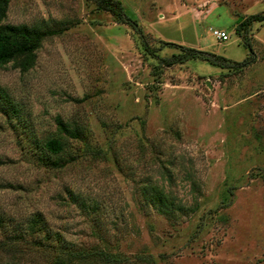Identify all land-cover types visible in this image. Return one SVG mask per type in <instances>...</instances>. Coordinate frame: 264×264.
Masks as SVG:
<instances>
[{
    "label": "rangeland",
    "instance_id": "obj_1",
    "mask_svg": "<svg viewBox=\"0 0 264 264\" xmlns=\"http://www.w3.org/2000/svg\"><path fill=\"white\" fill-rule=\"evenodd\" d=\"M119 1L153 54L91 0H7L5 22L50 32L27 68L0 64V94L17 109L0 110V261L55 258L9 238L38 211L75 247L118 257L70 264H264V22L244 31L248 45L234 30L264 0ZM176 44L247 61L161 64ZM56 116L80 137L59 132ZM52 136L64 142L61 166L37 158ZM146 180L194 209L158 213L139 193ZM67 189L98 209H81Z\"/></svg>",
    "mask_w": 264,
    "mask_h": 264
},
{
    "label": "trees",
    "instance_id": "obj_2",
    "mask_svg": "<svg viewBox=\"0 0 264 264\" xmlns=\"http://www.w3.org/2000/svg\"><path fill=\"white\" fill-rule=\"evenodd\" d=\"M91 1L94 2L97 8L108 11L116 20L129 24L138 37L139 42L143 45V48L153 54L135 19L124 11L119 0ZM6 7L7 0H0V64L15 60L22 69H25L32 64L34 50L39 45L41 37L45 33L50 32V29L45 28V24L42 23L5 22ZM252 22H264V11L249 13L245 16H237L234 25L235 32L242 36L243 41L247 45V40L243 35L244 31L247 30ZM176 46L177 51L170 53L168 56L158 57L161 64L172 65L174 63L184 62L189 58H201L221 67H229L242 66L247 61L246 57L241 61H230L222 55L201 48L181 44H176ZM5 96V94H0L3 100L7 98ZM0 110L2 112H17L15 105L7 99L4 104H0ZM54 121L59 132L69 137H80L81 129L79 127L71 126L58 116L54 118ZM63 145L64 142L59 136L44 138L41 143L42 151L39 152L37 158L43 160L45 164L61 166L62 161H58V155L63 151ZM162 174L167 179L170 177V172L167 168H164ZM138 189L144 203L167 218H175L179 214L194 209L193 206L189 207L182 202L175 201L164 190L163 186L156 181L146 180L138 186ZM66 194L70 201L74 202L83 210H97L99 207L95 201H86L80 193L72 189H67ZM9 238L10 240L26 238L30 244L54 251L56 254L55 258L49 264H70L84 261L88 258H96L108 262L118 261V257L101 249L87 250L83 247H75V243L65 238L59 230L51 229L43 215L38 211L27 216L24 221L14 223L10 229ZM141 257L144 258L145 256ZM0 264L18 263L15 261L9 263L0 261Z\"/></svg>",
    "mask_w": 264,
    "mask_h": 264
},
{
    "label": "built area",
    "instance_id": "obj_3",
    "mask_svg": "<svg viewBox=\"0 0 264 264\" xmlns=\"http://www.w3.org/2000/svg\"><path fill=\"white\" fill-rule=\"evenodd\" d=\"M211 34L217 39V40H225L227 39L228 35L227 33L222 29L213 28L211 29Z\"/></svg>",
    "mask_w": 264,
    "mask_h": 264
}]
</instances>
